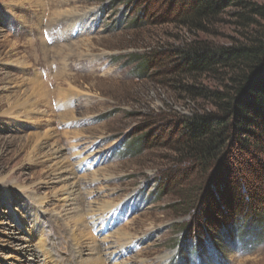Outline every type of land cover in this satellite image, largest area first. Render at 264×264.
I'll return each instance as SVG.
<instances>
[{"label":"rangeland","instance_id":"rangeland-1","mask_svg":"<svg viewBox=\"0 0 264 264\" xmlns=\"http://www.w3.org/2000/svg\"><path fill=\"white\" fill-rule=\"evenodd\" d=\"M172 5L0 0V264H264V221L246 210L224 231L200 227L211 242L198 250L189 235L205 178L178 161L181 139L215 111L199 92L221 86L185 52L242 37L230 16L189 30ZM230 139L261 149L264 168V144Z\"/></svg>","mask_w":264,"mask_h":264},{"label":"trees","instance_id":"trees-1","mask_svg":"<svg viewBox=\"0 0 264 264\" xmlns=\"http://www.w3.org/2000/svg\"><path fill=\"white\" fill-rule=\"evenodd\" d=\"M171 1L173 9L180 5L179 22L189 30L209 33L223 16H230L242 37V41L230 45L201 44L185 52L186 65L213 76L221 86L199 92L215 111L188 119L181 139L182 156L178 159L189 163V173L194 171L205 178L197 195L191 194L190 201L196 202L194 212L190 209L193 205L187 211L193 218L197 210L201 211L199 222L192 223L194 230L189 232L198 250L211 242V236L205 235L206 239L203 234L207 231L205 225L210 230L219 225L224 231L225 222L235 220L243 210L256 216L257 221H264V168H257L263 155L256 153L261 149L247 147L245 142L249 139H230L236 132L250 135L258 145L264 144V0ZM238 145L244 151L241 160L235 158V162L229 159L228 151L230 146ZM221 207L226 209L225 214ZM253 238L257 241V236Z\"/></svg>","mask_w":264,"mask_h":264},{"label":"bare ground","instance_id":"bare-ground-1","mask_svg":"<svg viewBox=\"0 0 264 264\" xmlns=\"http://www.w3.org/2000/svg\"><path fill=\"white\" fill-rule=\"evenodd\" d=\"M64 114V113H63ZM69 116V115H68ZM32 141L33 140H28L26 143H25V147H30V145L32 144ZM59 152V151H58ZM57 152V153H58ZM56 153V152H55ZM61 154V153H60ZM104 210V209H103ZM99 216V215H98ZM87 228V227H86ZM85 230V229H84ZM73 240H77L76 238H72ZM111 248H113V247H111ZM86 249V248H85ZM88 249V248H87ZM102 249V248H101ZM123 249V248H122ZM122 249H118L117 248V250H115V252H113V255L114 256H116L117 258L118 257H121V256H123V251H122ZM74 250V252H75V254H76V258L77 259H79L81 256H83V254L86 252V251H83V250H81L80 248H78V247H76V248H74L73 249ZM92 250V249H91ZM89 252H91V251H89ZM42 253L45 255V256H47L46 258H48V260H50V263L51 262H54V258H53V253L50 251V250H47L46 252L45 251H42ZM86 253H88V252H86ZM98 254H100V253H98ZM105 254V253H104ZM31 258L33 257V258H35L34 257V253H32L31 252V254L29 255ZM100 256V255H99ZM96 257V256H95ZM100 258V257H99ZM56 259V258H55ZM97 257H96V259L93 261L92 260V263L91 264H101L102 262H98L97 261ZM33 260V259H32ZM58 260V259H57ZM46 262V261H45ZM55 262H56V260H55ZM35 264V263H34ZM38 264V263H37ZM44 264V263H43ZM56 264V263H55ZM59 264V263H58Z\"/></svg>","mask_w":264,"mask_h":264}]
</instances>
